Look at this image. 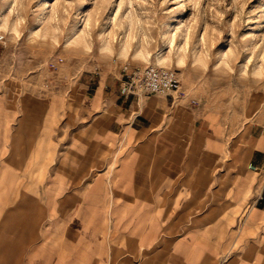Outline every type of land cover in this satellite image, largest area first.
<instances>
[{
	"label": "crops",
	"instance_id": "obj_1",
	"mask_svg": "<svg viewBox=\"0 0 264 264\" xmlns=\"http://www.w3.org/2000/svg\"><path fill=\"white\" fill-rule=\"evenodd\" d=\"M120 84L0 101V264H264V128Z\"/></svg>",
	"mask_w": 264,
	"mask_h": 264
},
{
	"label": "rangeland",
	"instance_id": "obj_2",
	"mask_svg": "<svg viewBox=\"0 0 264 264\" xmlns=\"http://www.w3.org/2000/svg\"><path fill=\"white\" fill-rule=\"evenodd\" d=\"M0 35V101L18 124L129 64L174 70L232 136L264 128V0H0Z\"/></svg>",
	"mask_w": 264,
	"mask_h": 264
},
{
	"label": "built area",
	"instance_id": "obj_3",
	"mask_svg": "<svg viewBox=\"0 0 264 264\" xmlns=\"http://www.w3.org/2000/svg\"><path fill=\"white\" fill-rule=\"evenodd\" d=\"M0 35V41L2 40ZM178 74L169 68L146 65H124L121 70L120 91L126 98L147 96L167 97L180 89Z\"/></svg>",
	"mask_w": 264,
	"mask_h": 264
},
{
	"label": "bare ground",
	"instance_id": "obj_4",
	"mask_svg": "<svg viewBox=\"0 0 264 264\" xmlns=\"http://www.w3.org/2000/svg\"><path fill=\"white\" fill-rule=\"evenodd\" d=\"M155 66H157V65H155Z\"/></svg>",
	"mask_w": 264,
	"mask_h": 264
}]
</instances>
